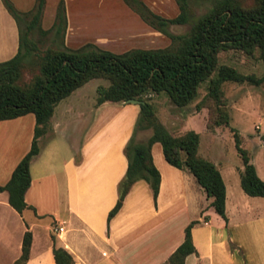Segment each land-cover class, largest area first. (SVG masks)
Returning <instances> with one entry per match:
<instances>
[{"label": "crops", "instance_id": "0c3cea01", "mask_svg": "<svg viewBox=\"0 0 264 264\" xmlns=\"http://www.w3.org/2000/svg\"><path fill=\"white\" fill-rule=\"evenodd\" d=\"M9 1L19 12L34 4ZM18 30V20L0 0V62L16 53ZM229 82L221 84L226 98L223 85ZM86 83L54 105L46 131L36 137L38 151L29 161V184L23 195L26 207L16 212L8 204L7 192L0 191V264L18 258L25 231L30 243L24 264H58L53 247L66 251L73 264H161L182 242L189 223L193 251L184 256L183 264H264V197L241 189L243 164L233 136L237 134L239 148L264 182V127L258 124L257 132L243 135L230 126L236 99L225 105L228 125L211 129L206 127L207 107L196 108L195 102L156 112L171 135L189 130L198 134L196 154L215 166L224 185L225 219L210 206V197L193 175L167 163L160 144L153 142L150 156L159 173L155 200L148 183L138 179L106 221L126 169L123 146L139 106L124 101L95 104L85 95ZM33 128L32 113L0 120V185L28 151ZM144 133L148 137L150 130ZM57 226H62L59 234Z\"/></svg>", "mask_w": 264, "mask_h": 264}, {"label": "trees", "instance_id": "16d2710c", "mask_svg": "<svg viewBox=\"0 0 264 264\" xmlns=\"http://www.w3.org/2000/svg\"><path fill=\"white\" fill-rule=\"evenodd\" d=\"M8 13L16 20L34 10L32 22L40 13L44 0H34L32 9L17 11L9 0H1ZM178 13L171 18H162L149 11L139 15L159 31L168 24H184L191 18L192 0H174ZM210 6L197 16L189 30L183 34L168 35L170 44L163 48H133L114 53L86 43L81 47L68 49L47 48L39 59V71L31 86L21 90L13 84L16 66L26 40L18 30V47L9 59L0 62V120L25 113L34 116L33 136L28 151L12 169L8 180L0 185V191L7 192L8 204L21 212L26 204L24 192L29 184L28 165L38 151L36 137L45 132L54 105L71 91L92 78H106L107 87H96L95 104L103 101L140 100L139 111L132 134L123 146L126 169L117 183V197L108 211L106 221L112 217L122 202L130 185L143 179L148 183L155 200L159 173L154 167L150 146L158 142L167 163L187 169L210 197V206L223 219L224 185L215 166L196 154L198 134L186 131L171 135L156 119L153 107L146 97L150 93H163L171 104L184 107L191 103L200 84L206 82L204 102L195 107L206 106L208 119L206 127L228 125V111L223 100L221 84L224 81L248 82L258 85L264 81V72L257 77L242 74L233 67L218 64V53L237 50L245 55L258 51V58L264 65V0H209ZM63 19V15L56 18ZM205 101V102H206ZM149 129L145 140L137 139L140 130ZM243 168L240 171V187L250 196L264 197V182L256 175L244 150L238 146V136L233 134ZM184 228L182 242L161 264H183L185 255L193 251L189 228ZM30 243V233L25 231L21 240V251L12 264H24ZM53 259L58 264H73L71 256L62 248H52Z\"/></svg>", "mask_w": 264, "mask_h": 264}, {"label": "rangeland", "instance_id": "374dc122", "mask_svg": "<svg viewBox=\"0 0 264 264\" xmlns=\"http://www.w3.org/2000/svg\"><path fill=\"white\" fill-rule=\"evenodd\" d=\"M244 1L252 2V0ZM190 6L192 15L186 23L168 24L163 27L164 31H159L145 22L139 13L149 11L162 18H171L178 13L174 0H104L102 2L44 0L35 21L32 22L34 10L27 15L18 16L20 34L26 42L16 66L13 84L21 90L31 86L39 71L40 56L47 48L74 50L90 43L120 53L133 48L167 47L170 44L168 35L186 33L193 20L209 8L210 3L209 0H192ZM58 14L63 15V19L56 18ZM218 64H225L239 73L253 74L257 77L264 72V65L258 58L257 50L251 55H245L237 50L219 52ZM86 82L83 87L85 95L92 96L94 101L96 87L109 85V81L101 77ZM205 87L206 82L198 86L197 95L189 104L193 102L209 104L204 99ZM223 89L227 95V98L223 96L225 104L236 99L238 105L230 111V126L243 135L257 132L258 124L261 128L264 127V81L258 85L248 82H229L223 85ZM144 97L151 103L155 117L156 112L160 114L166 108L171 111L173 105L163 93H150ZM145 130L138 131L137 139H146Z\"/></svg>", "mask_w": 264, "mask_h": 264}, {"label": "water", "instance_id": "95a60500", "mask_svg": "<svg viewBox=\"0 0 264 264\" xmlns=\"http://www.w3.org/2000/svg\"><path fill=\"white\" fill-rule=\"evenodd\" d=\"M124 102H129V103H133V104H139L141 101L137 100V99H134V98H130V99L125 100Z\"/></svg>", "mask_w": 264, "mask_h": 264}, {"label": "built area", "instance_id": "2783aa9c", "mask_svg": "<svg viewBox=\"0 0 264 264\" xmlns=\"http://www.w3.org/2000/svg\"><path fill=\"white\" fill-rule=\"evenodd\" d=\"M54 230L57 234H59L60 232H62V226L54 227Z\"/></svg>", "mask_w": 264, "mask_h": 264}]
</instances>
